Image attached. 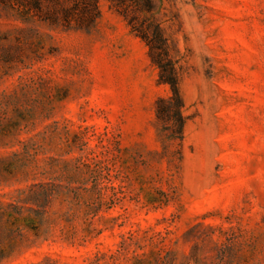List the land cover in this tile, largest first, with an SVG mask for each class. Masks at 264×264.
<instances>
[{"label":"rangeland","instance_id":"rangeland-1","mask_svg":"<svg viewBox=\"0 0 264 264\" xmlns=\"http://www.w3.org/2000/svg\"><path fill=\"white\" fill-rule=\"evenodd\" d=\"M156 1L180 153L107 0L88 28L72 0H0V264H264V0Z\"/></svg>","mask_w":264,"mask_h":264},{"label":"trees","instance_id":"trees-1","mask_svg":"<svg viewBox=\"0 0 264 264\" xmlns=\"http://www.w3.org/2000/svg\"><path fill=\"white\" fill-rule=\"evenodd\" d=\"M111 9L120 15L130 30L146 45L151 63L158 69V83L169 92L158 96L153 103L157 136L164 150L175 146L180 153L183 130L187 120L185 103L180 92V71L169 55L168 39L162 22L155 16L156 0H107ZM73 5L62 11L63 20L74 21L79 28H88L99 16L97 0H72ZM78 9V13L74 12Z\"/></svg>","mask_w":264,"mask_h":264}]
</instances>
